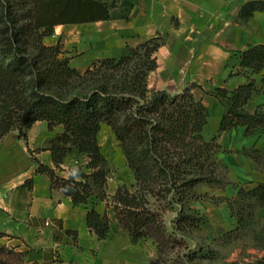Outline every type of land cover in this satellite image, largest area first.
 I'll return each instance as SVG.
<instances>
[{"label":"trees","instance_id":"trees-1","mask_svg":"<svg viewBox=\"0 0 264 264\" xmlns=\"http://www.w3.org/2000/svg\"><path fill=\"white\" fill-rule=\"evenodd\" d=\"M133 6L132 0H0V142L12 130L27 140L37 120H47L51 130L64 125L39 149L50 150L57 167L73 150L87 160H78L70 175L62 177L34 157L39 163L36 172L49 175L52 186L74 204L87 205L89 227L106 239L112 218L107 211L100 213L97 203L109 200L106 186L112 169L99 135L103 124L110 125L135 175V189L120 185L113 197L115 216L134 241L153 238L157 253L149 264H168L166 256L188 247L186 239L204 222L203 214L190 205L200 196L196 187L229 183L220 175L223 164L217 154L222 146L217 135H205L210 111L193 92L198 84L176 93L149 87L148 75L158 65L156 51L166 42L162 33L133 46L128 54L96 59L85 71L71 64L61 42L44 41L58 24L129 18ZM263 8L264 0H252L241 14ZM234 55L240 59L237 72L264 69V43ZM257 90L254 78L234 89L206 90L224 106L218 132L242 126L249 136L264 129V109L246 107ZM239 151L264 170V148L244 146ZM27 184L31 186L33 179ZM164 199L179 206L172 222H167L164 208L153 207V200ZM227 201L236 219L229 235L239 236L251 226L258 208H264V182L238 183ZM201 249L189 248L182 261L170 262L201 264L196 260L205 256ZM4 251L6 247L0 246V264H8Z\"/></svg>","mask_w":264,"mask_h":264},{"label":"crops","instance_id":"crops-1","mask_svg":"<svg viewBox=\"0 0 264 264\" xmlns=\"http://www.w3.org/2000/svg\"><path fill=\"white\" fill-rule=\"evenodd\" d=\"M132 1L129 18L58 24L44 41L52 37L46 43L56 44L61 39L71 64L85 71L96 59L128 54L133 46L162 33L167 37L156 51L158 65L148 75L151 89L176 93L197 83L193 92L214 112L218 129L224 106L206 90L216 86L234 89L254 78L258 90L246 107L251 111L264 109V69L237 72L240 59L234 55L250 45L264 43V8L242 16V8L252 0ZM67 25H72V32L63 34ZM53 35L57 38L53 39ZM63 130L62 124L51 130L47 120H37L28 130L27 140L18 130H12L0 142V232L4 233L0 236V246L9 251L5 261L8 264H149L157 252L156 243L151 238L134 241L128 230L119 225L112 205L120 185L134 187L135 183L134 171L119 142L114 151H106L99 139L112 169L106 186L109 200L97 203L100 213L107 211L112 218V231L106 239H100L89 227L87 205L74 204L70 196L52 186L49 175L36 172L39 163L34 157L62 177L70 175L78 160H87L84 153L73 150L61 167H57L51 151L39 149ZM106 130L116 139L110 125L106 124ZM215 135L222 146L218 159L230 166L235 181L264 182V170L239 151L244 146L264 148V129L246 136L245 127L240 126L217 131ZM30 179H33L31 186L27 184ZM258 212L264 215V208L259 207Z\"/></svg>","mask_w":264,"mask_h":264},{"label":"rangeland","instance_id":"rangeland-1","mask_svg":"<svg viewBox=\"0 0 264 264\" xmlns=\"http://www.w3.org/2000/svg\"><path fill=\"white\" fill-rule=\"evenodd\" d=\"M122 11L123 7L117 9L116 13L120 14ZM70 26L72 25H67V29L62 33H71ZM49 38L52 39V37ZM49 38H46L47 43L50 40ZM55 38L57 37L53 35V39ZM58 42H61V39ZM61 44L63 48V43L61 42ZM65 54L67 55L66 51ZM209 111L210 116L209 122L205 127V135L207 138H212L213 135L217 134L218 129L214 121L215 114L210 109ZM99 139L106 151H114L118 145L117 142H119L117 137L116 141L114 136L111 135V131L106 130V123L100 131ZM219 161L223 164L220 175L224 179L227 178L226 180L229 183L217 186L201 184L196 187V192L200 196L190 200V205L203 214L205 217L204 222L198 230L191 233L189 239H186L188 247H185V245L178 247V249L166 256L168 264H176L170 262V259L182 261V259L186 258L189 248L191 250L203 249H201V254H205V256L197 257L196 259L201 264H264V215L259 213L260 211L258 212L259 208L253 223L247 230L243 231L239 236L235 234L229 235L230 231L236 227V219L231 216L227 197H232L233 193H236L238 183L245 182L235 181L230 166L221 159ZM247 183L253 185V183ZM130 188L132 190L135 189V187ZM153 207L164 208L167 222H172L179 208L178 205H169L165 199L161 201L153 200ZM8 253V251H4L5 258L8 257Z\"/></svg>","mask_w":264,"mask_h":264}]
</instances>
